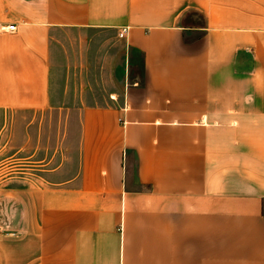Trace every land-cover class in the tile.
Masks as SVG:
<instances>
[{
	"label": "crops",
	"instance_id": "crops-1",
	"mask_svg": "<svg viewBox=\"0 0 264 264\" xmlns=\"http://www.w3.org/2000/svg\"><path fill=\"white\" fill-rule=\"evenodd\" d=\"M0 27L14 158L53 145L35 118L54 108L63 31L115 34L146 74L63 121L59 166L52 146L0 187V264H264V0H0Z\"/></svg>",
	"mask_w": 264,
	"mask_h": 264
},
{
	"label": "rangeland",
	"instance_id": "rangeland-1",
	"mask_svg": "<svg viewBox=\"0 0 264 264\" xmlns=\"http://www.w3.org/2000/svg\"><path fill=\"white\" fill-rule=\"evenodd\" d=\"M184 25L201 27L203 18L191 12L185 19ZM200 35H193L194 39ZM57 62L61 70V80L58 94L54 101V108L44 115L31 119L44 120L53 133V145L48 150L38 142L27 140L23 144L20 156L14 158L13 145H2L0 148V187H13L14 176L20 174L28 181L35 178L37 171L44 165L46 156L50 157L49 149L53 146V167L62 163L64 156L61 153L62 142L60 134L64 120L78 117V109L85 104H96L112 99L110 92L119 91L121 100L128 87L134 84L144 86L146 74L143 68V55L138 51H131L130 62L127 49L115 34L88 30H69L59 34L54 40ZM50 135V134H49ZM50 141V140H49ZM41 142V143H40ZM6 147V152L4 149ZM48 151V152H47ZM47 152V153H46ZM24 181V182H25ZM10 194V193H7ZM12 202V198H7ZM10 202V205H12ZM12 207L3 210L6 217L3 228L13 230Z\"/></svg>",
	"mask_w": 264,
	"mask_h": 264
},
{
	"label": "built area",
	"instance_id": "built-area-1",
	"mask_svg": "<svg viewBox=\"0 0 264 264\" xmlns=\"http://www.w3.org/2000/svg\"><path fill=\"white\" fill-rule=\"evenodd\" d=\"M3 31V28L0 27V33ZM5 31H8V32H15L16 31V26H8L5 28ZM128 34V28H123L121 29L120 33H119V37L121 39H124Z\"/></svg>",
	"mask_w": 264,
	"mask_h": 264
}]
</instances>
